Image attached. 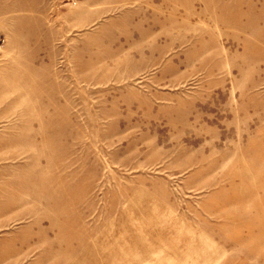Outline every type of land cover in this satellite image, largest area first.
I'll return each mask as SVG.
<instances>
[{"label":"rangeland","instance_id":"rangeland-1","mask_svg":"<svg viewBox=\"0 0 264 264\" xmlns=\"http://www.w3.org/2000/svg\"><path fill=\"white\" fill-rule=\"evenodd\" d=\"M0 264H264V0H0Z\"/></svg>","mask_w":264,"mask_h":264}]
</instances>
